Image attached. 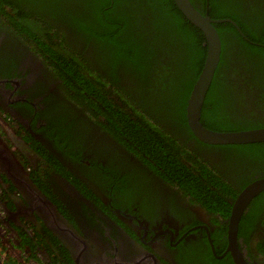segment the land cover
<instances>
[{
    "label": "flooded vegetation",
    "instance_id": "obj_1",
    "mask_svg": "<svg viewBox=\"0 0 264 264\" xmlns=\"http://www.w3.org/2000/svg\"><path fill=\"white\" fill-rule=\"evenodd\" d=\"M189 1L201 15L222 21L214 25L222 34L217 32L220 62L205 97L212 131L264 129V0ZM36 7L27 1L29 22L21 25L0 8V264H235L229 218L237 196L264 179V141L200 142L188 127L186 106L180 112L129 103L105 111L100 99L75 91L64 70L54 74L51 69L63 61L49 53L73 60V74L81 77L94 65L96 85L109 76L119 77L116 85L126 78L136 85L126 74L132 63L109 64L105 53L115 50L104 49L93 35L99 28L95 17L74 30L62 24V16L35 14ZM175 7L172 16L184 17ZM39 24L45 29L38 32ZM182 39L174 48L135 43L134 51L180 63L196 54L193 41ZM22 56L50 68L40 71L36 86L29 85L41 95L29 125L13 121L3 101L13 80H25ZM200 71L192 73L194 83ZM43 88L48 95L40 93ZM54 94L67 107L56 110ZM41 198L58 220L48 215L55 221L45 222ZM237 242L247 264H264V189L243 210Z\"/></svg>",
    "mask_w": 264,
    "mask_h": 264
},
{
    "label": "trees",
    "instance_id": "obj_2",
    "mask_svg": "<svg viewBox=\"0 0 264 264\" xmlns=\"http://www.w3.org/2000/svg\"><path fill=\"white\" fill-rule=\"evenodd\" d=\"M27 1L34 7L40 6L32 9L35 14L39 15L47 12L51 19L54 20L62 16V24L65 27H69V29L75 30L76 27H87L90 19L95 17L99 28L93 35L104 49L115 50L111 53H105L109 64L114 68L121 63H132V71L127 70L126 74L132 73V78L136 80L135 87L141 92L140 95H137L141 99L134 100L132 107L157 108L165 106L172 110L179 109L180 112L183 108L185 110L189 92L194 83L191 75L195 71L196 74L200 71L204 62L206 48L202 47L204 39L201 38V32L198 29L184 17L172 16L177 12L175 5L166 8V5H161L157 1L153 2L152 0H0V8L2 11H8L11 15L19 18L21 22H18V25H21L29 22L26 20L23 10V6L27 4ZM104 7H107L108 10L104 11ZM78 10L80 14H77ZM36 27L38 32L45 29V26L43 27L41 24ZM50 28L47 32H50ZM195 31L199 32L196 34ZM82 32L92 34L88 29H84ZM217 32L222 35L220 31ZM29 35L32 36L31 34ZM34 36L37 39V36ZM179 37H182L183 41L186 39L188 41L192 40L193 47L195 46L196 48V54L193 57L180 63H177L175 58H172V60L166 58L153 60L150 56L144 54L142 49H138L140 51L138 53L134 51L135 43L148 44L155 41L166 47L171 46L174 48ZM170 38H173V40L170 41ZM157 43H154L151 47ZM39 45L42 46L43 43L39 42ZM49 54L53 59L63 61V63H58L57 66L73 78L77 85L75 91L100 99L102 105L107 109L113 107L114 103L112 101L114 102V99L103 94L106 92L104 87H107L108 84L115 86L119 77H104L103 80H109L108 83H98L96 85L90 78L98 76L94 65L89 66L88 76L81 77L73 74L74 69L76 70L73 60L68 61L65 55L59 52ZM57 66L53 69L54 74L62 75L58 72ZM140 80H145L148 84L146 86L139 85L138 82ZM144 88L147 89L143 90ZM112 92H115L116 96H119L120 100L125 104L122 107L116 105L118 108L130 106V95L126 94L128 93L126 90L121 88L120 91H115L113 89ZM126 97L129 100H126ZM157 102H160L161 106ZM206 108L205 100L202 111V123L213 130L214 128L211 127L205 118ZM184 110L181 113L182 116H185ZM185 127L187 126L185 125ZM145 134L148 133L145 132ZM15 249L17 252L19 251L17 247Z\"/></svg>",
    "mask_w": 264,
    "mask_h": 264
},
{
    "label": "water",
    "instance_id": "obj_3",
    "mask_svg": "<svg viewBox=\"0 0 264 264\" xmlns=\"http://www.w3.org/2000/svg\"><path fill=\"white\" fill-rule=\"evenodd\" d=\"M173 1L177 6V8L179 9V11L182 13V15L187 19V21L191 25H194L196 29L200 30L205 39L206 55L203 62V66L201 68V71L198 75L196 82L193 84V87L191 89V92L189 94L186 103V119L189 129L200 142L207 144H232V143H251V142L264 141V129L247 130L240 132H215L207 129L202 125L200 118L204 106L206 93L212 82L215 72L218 68L221 57L220 37L214 25L219 24L222 21L213 20L210 19L209 17H205L201 15L194 8V6L190 3L189 0H173ZM29 57L22 56L21 58H19L21 68L23 69L21 70V73L24 75L25 80H22L21 82L13 80L12 84H10L11 87H8L9 93L8 95H6V97L3 100L7 110L8 111L10 110L9 113L12 116L13 121L21 122L23 125H29L31 124L32 121L35 120L34 119L35 105L38 104L41 96L40 95L36 97L35 94L33 95L32 92L30 91L29 85H33V86L37 85L35 79L39 77L38 75L40 71L45 69L50 70V68L42 67L40 63L39 64L34 62L29 63L30 62ZM91 78H92L91 80L96 84L95 77H91ZM108 81L109 80L100 79L98 83L105 84L108 83ZM123 82L124 83H121L119 85L111 86L110 84H108V86L106 85L107 87H104L106 91L105 95H107V97L113 96V98L115 99L113 104V107L115 109H117L116 105L122 107L125 106V104L123 103L122 100H120L119 96H116L115 92H112L113 89L115 91L116 90L120 91V89L122 88L127 92L134 93L133 95L130 96L131 105L133 104L134 100L141 99L137 97V95H140L141 92L139 89L135 87L136 86L135 84L129 83L127 78ZM126 84H127V88L125 87ZM23 88L27 89L26 94H22L21 89ZM106 89L110 92H108ZM145 89L147 88H144L143 90ZM46 90H47L46 88H43L42 91H40V93L44 96ZM53 92L57 93V90L54 89ZM50 93H52L51 90ZM53 97H54V108L56 110H58L60 106H63V108L67 107V105L62 101V99L58 94H54ZM144 99L146 100V98ZM126 100L129 99L127 98ZM61 101L63 102V105ZM71 106L75 107L74 105ZM105 111H107V108L105 109ZM84 112L86 113V111ZM9 158L10 160H13L11 156ZM19 169L21 170V168ZM28 184H30V182ZM263 189H264V179L255 181L251 185L247 186L237 196L233 208L231 210L227 238H228V250L231 252L235 264H247L243 258V255L238 247V242H237L238 224L242 212L245 209V207L248 205L252 197L258 194ZM41 199L43 200V203L40 204L39 208L42 212L45 213V215H47V218L44 219L45 222L50 224L51 221L58 220L57 219L58 213L55 211L51 203L46 199L43 198ZM48 215H53L55 220L49 218Z\"/></svg>",
    "mask_w": 264,
    "mask_h": 264
},
{
    "label": "clouds",
    "instance_id": "obj_4",
    "mask_svg": "<svg viewBox=\"0 0 264 264\" xmlns=\"http://www.w3.org/2000/svg\"><path fill=\"white\" fill-rule=\"evenodd\" d=\"M57 68H60L59 66H57ZM61 70H63L62 68H60Z\"/></svg>",
    "mask_w": 264,
    "mask_h": 264
},
{
    "label": "rangeland",
    "instance_id": "obj_5",
    "mask_svg": "<svg viewBox=\"0 0 264 264\" xmlns=\"http://www.w3.org/2000/svg\"><path fill=\"white\" fill-rule=\"evenodd\" d=\"M15 253H17V251Z\"/></svg>",
    "mask_w": 264,
    "mask_h": 264
}]
</instances>
